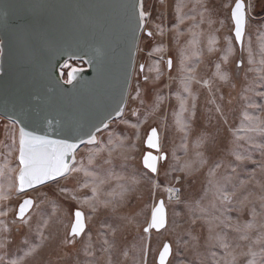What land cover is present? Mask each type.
Segmentation results:
<instances>
[{"label": "rangeland", "instance_id": "1", "mask_svg": "<svg viewBox=\"0 0 264 264\" xmlns=\"http://www.w3.org/2000/svg\"><path fill=\"white\" fill-rule=\"evenodd\" d=\"M146 3L124 112L75 152L76 171L17 192L18 127L0 118V264H157L166 242L168 264H264V41L251 39L264 24H248L239 50L229 0ZM83 66L66 62L64 78ZM152 128L166 155L155 175L141 165ZM160 199L167 226L144 233ZM76 210L78 239L68 235Z\"/></svg>", "mask_w": 264, "mask_h": 264}, {"label": "water", "instance_id": "2", "mask_svg": "<svg viewBox=\"0 0 264 264\" xmlns=\"http://www.w3.org/2000/svg\"><path fill=\"white\" fill-rule=\"evenodd\" d=\"M140 3L141 0H0V118L15 123L18 133L23 128L48 140L69 136L86 140L84 133L95 132V127L102 131L105 124L118 119L124 112L144 31V27H137ZM242 3L247 18L248 8L243 0ZM232 24L234 40L241 50L246 26L237 42L233 21ZM68 61L84 66L71 68L65 79L62 68ZM236 66L239 73L241 59ZM121 108L122 114L117 115ZM153 129L156 130L152 128L144 142L146 152L163 155L166 160L165 154H159L160 148L150 149L146 143ZM156 133L159 144L157 130ZM69 142L78 145L75 152L86 145L78 139ZM66 160L71 166L74 158ZM165 160L157 161V168ZM141 165L144 168L143 157ZM19 171L20 165L16 188ZM29 190L32 189L24 192ZM164 208L167 217L165 205ZM16 218L20 220L17 215ZM83 220L85 224L84 215Z\"/></svg>", "mask_w": 264, "mask_h": 264}, {"label": "snow or ice", "instance_id": "3", "mask_svg": "<svg viewBox=\"0 0 264 264\" xmlns=\"http://www.w3.org/2000/svg\"><path fill=\"white\" fill-rule=\"evenodd\" d=\"M134 10L137 5H134ZM139 12L137 15V27L143 28L146 18L148 16L146 0H141L139 4ZM231 19L234 23V33L237 42H240L246 26L245 6L242 0H236L235 6L231 11ZM151 37L152 33H146ZM169 68L172 67V61H168ZM143 67V66H142ZM71 75L69 79L71 80ZM221 79H226L221 75ZM187 90V88L185 89ZM123 109L117 111V115L122 114ZM135 115V113H133ZM105 127L107 125L105 124ZM135 127V126H134ZM100 132L99 127H95V132L89 131L83 135L87 139L80 137L69 136L64 140H48L41 136H34L26 132L23 128L19 131V155L18 161L20 171L17 176V192L22 193L27 189H34L38 185H43L49 181H56L58 178L66 177L70 172L76 171L71 167L66 160V157H73L78 145L69 142L72 139H78L81 144L91 145L96 143V133ZM157 133L153 129L148 140L146 141L150 149L159 151V144L157 143ZM15 143V141H13ZM163 155L154 156L150 152H146L143 156L144 168L150 173H157V161H163ZM170 193H178L179 189H167ZM34 206L31 199H25L19 206L17 216L18 218L27 223L25 220L26 213ZM74 220L71 225V231L68 235L72 238L80 237L85 232V224L83 220V213L76 210L73 213ZM167 223L166 212L163 201L156 204L151 212V219L147 227L143 229L144 233H149L150 230L155 229L159 232L165 227ZM172 255V248L169 243H164L159 252L158 264H168L169 257Z\"/></svg>", "mask_w": 264, "mask_h": 264}, {"label": "crops", "instance_id": "4", "mask_svg": "<svg viewBox=\"0 0 264 264\" xmlns=\"http://www.w3.org/2000/svg\"><path fill=\"white\" fill-rule=\"evenodd\" d=\"M244 1L247 2L249 15L246 18V32H245V36H244V40H243V45L245 44V39H246V36H247V26H248V24H261V25L264 24V13H262L263 15L262 16H259V17H253L251 15V12H253L255 6L257 5L256 2L258 0H244ZM235 3H236V0H229L228 6H227V11H226L227 12V22H228V24H232V21H231V10H232V8H233V6H234ZM257 10H258V12H261L262 11V8L257 9ZM226 12H225V14H226ZM231 32H232V35H233V28H232V26H231ZM251 39L256 44H262V40L264 41V36L262 35V33H258L257 34V31H256L254 33V37L251 38ZM235 45H236V42H235ZM236 47H237V45H236ZM234 78H235V80L236 79H239L240 80V75H237L235 73ZM236 81H238V80H236Z\"/></svg>", "mask_w": 264, "mask_h": 264}, {"label": "bare ground", "instance_id": "5", "mask_svg": "<svg viewBox=\"0 0 264 264\" xmlns=\"http://www.w3.org/2000/svg\"><path fill=\"white\" fill-rule=\"evenodd\" d=\"M159 167V166H158ZM167 226V225H166Z\"/></svg>", "mask_w": 264, "mask_h": 264}]
</instances>
